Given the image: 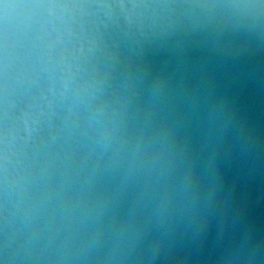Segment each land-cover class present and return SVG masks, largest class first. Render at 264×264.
Segmentation results:
<instances>
[{
    "label": "water",
    "instance_id": "water-1",
    "mask_svg": "<svg viewBox=\"0 0 264 264\" xmlns=\"http://www.w3.org/2000/svg\"><path fill=\"white\" fill-rule=\"evenodd\" d=\"M0 264H264V0H0Z\"/></svg>",
    "mask_w": 264,
    "mask_h": 264
}]
</instances>
